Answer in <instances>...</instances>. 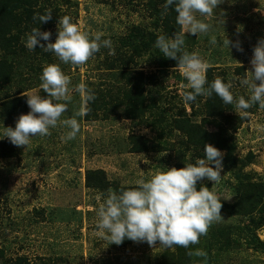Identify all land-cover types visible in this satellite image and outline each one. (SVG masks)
Instances as JSON below:
<instances>
[{
	"label": "rangeland",
	"instance_id": "1",
	"mask_svg": "<svg viewBox=\"0 0 264 264\" xmlns=\"http://www.w3.org/2000/svg\"><path fill=\"white\" fill-rule=\"evenodd\" d=\"M148 1L40 0L41 9H51L53 13L52 19L42 24L44 27L39 30L58 33V19L68 15L83 31L103 33L102 39L112 41L115 55H110L108 48H101L82 66L60 64L62 71L71 77L73 87L85 83L96 91L99 86L111 85L110 91L116 92L129 86L121 76L122 68L132 73L142 71L152 74L156 79L152 93L156 91L157 101L165 109H170L169 116L170 112L183 111V117H189L201 130L232 142L237 162L230 169L223 167L220 183L210 181L211 191L220 202L230 205L238 200L235 193L236 171L252 175L249 181L254 182V192L264 189V109L257 104L247 110V116H243L236 110L235 104L224 105L219 115L208 116L204 107L206 97L200 96L195 103L184 104L182 96L189 91L187 80L177 67H170L164 75L159 74L157 54L154 52L158 49L155 47L157 37L164 35L162 16L170 8L165 11L166 0H154L156 11L153 12ZM158 17L159 27H156L154 19ZM198 19L209 23L211 30L208 34L197 36L185 33V49L189 53L197 52L209 67H214L215 73L223 72L217 77H222L226 83L232 80L236 99L240 96L248 98L249 90L233 77H244L247 71H251L253 48L264 39V0H223L212 17L198 15ZM131 31L143 34L147 40L148 35L154 33L153 48L142 56H135L128 64H117L119 70H116L113 80L111 70L110 73L106 71L100 61L105 59V50L111 62L118 55L131 52L126 47L128 45H124L126 38L127 42L131 38ZM212 35L216 36V45L209 43ZM225 35L234 42L239 41L243 51L225 47ZM23 39H26V34ZM52 40L51 36L49 41L41 43L46 45ZM26 51L29 53L26 52L28 66H23L16 77L17 82L23 84L21 93L46 97L47 94L44 96L39 87L41 83L36 85L34 80L40 78L44 67L52 62L41 52L37 57L34 51L27 48ZM55 63H60L58 58H55ZM32 65L34 68H31ZM239 66L244 67L241 74L235 72ZM147 85L144 87L149 88ZM71 95L69 110L62 119L78 120L80 132L75 140L64 142L62 137L69 129L59 125L50 130L49 136L32 138L27 147L15 146L17 154L14 157L0 158V248L4 254L0 264H10L19 256L28 259L29 264H163L170 252H176L177 246L165 249L159 247V242L150 247L146 242L131 240H125L123 245L109 244L98 233L97 210L109 190L119 193L135 188V181L141 176L150 179L162 170L176 168L179 163L195 165L198 159L205 157V145L189 143L187 135L173 126L172 118L165 120L166 123L159 128L163 133V137H159L158 132L145 126L144 122L134 124L130 118L121 116L119 108V114L112 111L111 105L112 110H100L96 117L87 120L77 116L81 107L79 93L73 91ZM17 120L0 125V133L4 127L14 129ZM134 134L150 139L152 146L135 151L131 138ZM220 151L224 155L225 150ZM250 155L253 159L248 160ZM144 159L149 163H144ZM242 162L248 163L243 165ZM208 166L214 167L211 164ZM89 170L102 171L107 187L96 189L86 186L85 174ZM99 194H103L101 199L96 198ZM227 213L228 209L224 208V219L214 222L207 235L200 237V243L189 248L192 252L205 248L209 250L207 264H264V249L256 240L254 243L258 249L249 243L254 237L264 242V224L256 226L250 220L258 218V214ZM212 228L230 229L229 246L208 245L212 241ZM192 258H195V264H203L202 258Z\"/></svg>",
	"mask_w": 264,
	"mask_h": 264
},
{
	"label": "clouds",
	"instance_id": "2",
	"mask_svg": "<svg viewBox=\"0 0 264 264\" xmlns=\"http://www.w3.org/2000/svg\"><path fill=\"white\" fill-rule=\"evenodd\" d=\"M221 3L223 0H166L163 6L165 11L174 8L177 13L176 22L182 30L173 37L159 35L155 47L164 57L177 61V68L187 80L186 87L189 91L182 96L184 104L195 103L200 96L212 97L215 94L225 105L235 104L236 110L247 116V110L257 104L264 109V39L259 40L253 48L251 71H247L244 77H233L249 90L248 98L240 96L236 99L232 91V80L226 83L217 77L209 84V64L197 52L189 53L185 49V33L197 36L208 34L211 30V25L198 19V15L212 17ZM51 13V10H46L44 14H36L33 21L47 23L52 19ZM51 36V32H41L39 28H33L26 34L25 46L29 51H35L39 46L43 51L53 53L60 63L47 65L40 76L39 87L47 96L25 95L30 111L18 118L14 129L4 127L0 133V139L7 138L17 147H27L36 136L51 135L50 130L59 125L69 129L62 137L64 142L75 140L80 132L78 120L62 119L69 110L71 93L75 91L81 97V107L77 112L80 117L91 111L89 104L97 97L94 90L85 83L73 87L71 77L62 71L60 64L82 66L100 52L101 48H108L109 54L115 55L112 41L102 39L103 33L83 31L68 15L58 19L55 42L46 45L41 43L49 41ZM209 43L217 44L215 35L211 36ZM224 46L229 50L231 46L237 51H243L239 41L234 42L226 35ZM204 153L205 157L198 159L195 165L162 170L147 180L141 176L135 181V188L119 193L109 190L107 198L97 210L99 235L108 240L109 244L115 245H121L125 240L146 242L150 247L159 242V247L165 249L176 246L187 249L198 245L200 237L207 235L210 226L224 219L219 197L205 186L197 190L198 181L204 179L213 184L220 183L223 177V154L208 144L204 146ZM144 163L149 161L144 159ZM209 164L214 167L208 166ZM102 196L103 194H99L96 198L101 199ZM187 255L202 258L203 264H207L208 253L204 250L189 251Z\"/></svg>",
	"mask_w": 264,
	"mask_h": 264
},
{
	"label": "trees",
	"instance_id": "3",
	"mask_svg": "<svg viewBox=\"0 0 264 264\" xmlns=\"http://www.w3.org/2000/svg\"><path fill=\"white\" fill-rule=\"evenodd\" d=\"M39 1L40 0H0V125L8 124L14 119L19 118L22 114H27L29 112V107L26 103V94L21 93L20 90L23 84L17 82L16 77L21 72L23 66H28V59L26 56V52L28 53V51H26V39H23V35L29 33L33 28H43L44 26L42 24H45L43 22L39 24V21H33L34 15L44 14L46 12V10L41 9ZM148 6L153 12L156 11V2L154 0H149ZM176 16L177 13L174 11V8H170V11L162 16L161 27L163 28L164 35L174 36V34L181 31L180 25L176 22ZM159 21V17L154 19L156 27H159ZM56 36L57 33L52 34V43L55 42ZM130 36L131 38L128 42L126 41L128 37L126 38L124 45H128L126 47L131 52H127L123 56L118 55L115 61L111 62L108 51L105 50V59L100 61V64L104 65L106 71L110 73L111 70L110 75L113 80L116 78V70H119L117 64L120 66L125 65L128 61H132L135 56H142L153 48L152 44L155 41L153 39L155 37L154 33L148 35V40L143 34L139 33L138 35L135 34L134 31H131ZM34 52L37 57L38 53L41 52L45 58H49L52 64L55 63V58H57L53 53L45 52L43 49H40L39 46L36 47ZM154 52L157 54L156 62L159 74L164 75L170 67H177V61L164 57L159 49H154ZM31 68H34V66L32 65ZM214 70V67H209L207 70V80L209 84L217 78L218 73L219 75L223 74V72L215 73ZM243 70L244 67L239 66L236 68L235 72L241 74ZM121 76L129 86L117 90L116 92L110 91L111 85L108 87L99 86L96 91H94L97 97L96 100L89 104L91 111L84 116V118L88 120L92 116L96 117L97 112L100 110L108 112L112 110L109 107L111 105L113 108L112 111L115 110V112H117V108H119L121 116L128 119L130 118L133 120L134 124L144 122L145 126L158 132L159 137H163V133L159 128H161L162 124L166 123L165 120L172 118L171 122L173 126L187 135L189 143L199 145L208 144L217 149L225 150L222 161L223 167L230 169V167L237 162L235 145L232 142L229 143L226 139H220L215 134H209L207 131L201 130V127L191 121L189 117H183V111L174 112V114L170 112L171 116L167 114L170 109H165V107L157 101L155 98L157 94L156 91L152 93L153 84L156 82L154 75L144 74L142 71L132 73L122 68ZM223 80L226 82L225 79ZM38 83H41L40 78L34 80V84L37 85ZM146 84H148L147 86H149V88L144 87ZM17 86H19V88L14 90ZM45 95L46 93H44V96ZM224 105L223 101L215 94H213L212 97H206L204 101V107L206 109L205 114L208 116L219 115ZM143 118H145L144 121H141ZM131 138L135 144L133 148L135 151L146 150L153 144L150 142V139L140 134H134ZM16 154L15 146L11 144L7 138L0 139V158H11ZM250 159H253L251 155L248 160ZM246 163L242 162L243 165H246ZM185 166L187 165L179 163L176 169H181ZM234 176L237 181L235 193L237 194L238 200L230 205L221 202V215L224 208L228 209L229 213L227 214L234 215H239L241 212H256L259 217L251 218L250 220L252 223L256 224V226H261L264 224V189L261 188L257 192L253 191L254 182L249 181V179L252 178V175L249 173L236 171ZM85 183L86 186L90 188L103 189L107 187L105 175L100 170L87 171L85 174ZM204 186L211 190L212 183L208 180L198 181L197 190ZM229 231L230 229L212 228V231H210L212 241L208 243V245L211 247H214V244L219 245V247L229 246L231 242ZM255 240L256 243L261 246V249H264V242L259 241L257 237H254L249 243L253 244L254 247L256 246L255 248L258 249V245L254 243ZM204 250L207 253L210 252L206 248ZM189 251L193 250L177 246L176 252H170L169 254L171 255L168 254L169 257L167 256V260L164 259L163 264H195V258L187 255ZM3 255V249L0 248V258H3ZM10 264H29V260L19 256L12 259ZM43 264L48 263L44 262Z\"/></svg>",
	"mask_w": 264,
	"mask_h": 264
}]
</instances>
